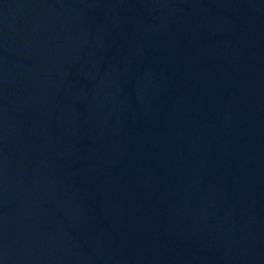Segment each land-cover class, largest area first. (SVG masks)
I'll use <instances>...</instances> for the list:
<instances>
[{"label": "water", "instance_id": "95a60500", "mask_svg": "<svg viewBox=\"0 0 264 264\" xmlns=\"http://www.w3.org/2000/svg\"><path fill=\"white\" fill-rule=\"evenodd\" d=\"M0 264H264V0H0Z\"/></svg>", "mask_w": 264, "mask_h": 264}]
</instances>
